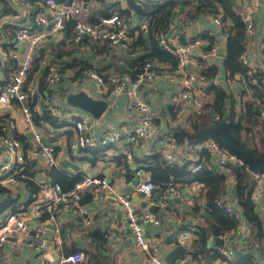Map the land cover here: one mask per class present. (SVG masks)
I'll return each mask as SVG.
<instances>
[{"label": "crops", "instance_id": "1", "mask_svg": "<svg viewBox=\"0 0 264 264\" xmlns=\"http://www.w3.org/2000/svg\"><path fill=\"white\" fill-rule=\"evenodd\" d=\"M58 1L66 4L71 2V0ZM76 1L79 11L72 18L74 22L79 20L89 23V20L100 19L119 10L125 12L129 9L128 0ZM138 2L139 4L142 3ZM232 4L240 12H243L242 9L245 7H248V9L252 7L253 9V33L251 35L244 33L242 37H245L241 43L244 45L243 54L247 56L249 65L254 72L262 71L263 77L261 78L264 82V0H258L255 4H252L251 0H234ZM201 5V3H196L195 7ZM40 15L46 17L48 24H37ZM215 15V17L221 18L222 24L215 23L213 21L214 14L206 9L197 12L190 6H180L174 10L166 34L169 40L175 43L190 42L200 37L203 40L202 44L193 47L185 72L197 74L199 54L208 52L212 46H215L216 51L211 56L209 66L216 67V82L213 88H210L207 92L205 90L198 96V82L193 83L190 89L183 87V74L176 72L170 64L160 63L157 59H153V69L156 70L157 77L151 84H142L139 93L150 106L155 132L152 137L140 139L136 143L127 146L132 155L129 163L125 160L124 152L126 148L119 143L106 148L82 150L89 163L88 166L82 169L76 158L70 154V144L75 136L70 119L60 123L54 118L57 121L56 125L46 122L40 125L34 123L33 129L42 133L44 141L54 146L58 167L65 176L74 177L82 170L96 175H107L117 190L127 192L132 189L136 181V171L138 169L148 171V167L154 161L157 159L163 161L161 152L166 149V145L162 142V139L165 137L175 143L173 148L175 163L172 165L173 167L185 166L188 168L191 163L201 162L203 166L207 165L209 168L218 169L226 176L224 188L219 192L221 193L219 199L228 200L234 204L239 214L244 218L237 202L236 179L232 170L219 168L214 159L206 152L193 151L188 140L180 142L174 138L175 129L190 128V120L195 108L194 97H200L203 105L214 107L217 111L221 109V113L218 112L222 116L220 117L221 120H229L231 124L232 120L239 121L242 111L246 110V103L252 101L249 95L241 94V89H245L244 77L236 74L233 78H230L224 67L229 38L228 29L233 24L231 21L224 19L220 11ZM123 17L125 19L123 27L126 29L130 42L134 43L132 48V50H135L134 53H130V51L124 50L120 46L110 45L109 42L102 46L99 40L90 37H84L82 41L76 42L74 40V29L71 30L70 37L66 32L64 34L50 32V11L45 0H0V86L11 81L13 73L21 62L20 59L27 54L28 44L19 41L16 33L20 28L29 26L46 34L44 39L36 44L33 60L42 53L43 55H49L57 63H59L58 61H60V64L65 62L67 67L60 69L59 65L62 76L61 80L55 85H48L45 77L40 76L39 70L37 74L35 72L28 83V87L31 88L33 83L39 85L42 82L44 93L39 92L38 89L33 94L28 93L25 104H28L29 99H31L34 106L43 103V101H48L51 107L58 106L75 115L84 110L70 105L66 97L69 93L83 90L92 98L104 99L107 103L106 109L98 117L99 123L90 125V134L99 137L108 130L123 132L124 128H130L137 119V111L133 100L125 93L115 98L111 97L106 90L98 88L89 78L91 71L106 74L120 73L128 68L130 61L135 58L134 56L137 57L144 52L149 53L151 51L153 40L150 38L146 27L147 19L140 17L133 9L129 10V13L125 12ZM138 39L140 43L136 44ZM14 52L18 53L19 58L11 56ZM158 63L162 66L155 65ZM25 84L26 80L23 86ZM180 89L187 91V97H181L182 90ZM221 92L225 93L226 96L224 99H217ZM252 96L254 95L252 94ZM253 109L255 112L253 132L244 133L243 137L247 139V144L251 149L261 151L259 146L264 122L259 118V106L254 103ZM10 121L16 123V134L25 136L27 147H31L32 137L30 139L29 134L32 135V129L26 124L21 103L16 99H11L6 104H0V132L8 130ZM1 159L0 152V161ZM69 161L74 164L69 165ZM30 163L31 166L28 172L38 189L32 190L23 179H18L15 184L2 185L6 187L8 192H0V219L10 211L17 212L49 200V191L39 187L38 183L43 184L55 180L48 173L51 167L47 165L41 156L32 158ZM75 165H78L79 168L75 169ZM128 172L131 173V177L127 180L128 177L125 174ZM61 180H63L62 176ZM172 181L175 182L173 186L176 187L177 192L170 198L169 202L165 203L164 191L158 185H155V187L159 188L163 197L161 199L155 196L147 198L149 204L159 206L154 214L162 217V222L160 225L148 224L146 226V236L151 241L159 242L160 254L164 260L166 255L173 251L177 245H181L178 241L179 231L189 226H193L198 231L200 227L205 225L203 215L206 213V200L203 184L191 181L182 185L178 179ZM260 185L263 187L264 195V172L261 173ZM253 187L254 183L252 182L251 199ZM87 194L90 193H86L84 196ZM142 199L145 198L139 194H133V201L138 208H143ZM80 205L92 216V224L86 232L81 231L76 207L69 205L60 213H57L54 218H45L48 221L45 236L51 240L47 259L37 257L35 250L26 242L20 243L16 250H12L9 243H7L0 250V264H60L59 261L62 256L78 250H82L86 255L85 261L81 264H88L93 255H96L101 264H137L144 259V252L134 244L132 230L124 221L123 212L114 199L109 198L105 202H97L91 196L90 200H86ZM254 205L259 214V207H263V199L259 200L258 205L256 203ZM145 207L148 206L145 205ZM199 209H203V213H199ZM261 219L264 221V218L261 217ZM246 222L249 223L247 220ZM196 231L193 233L188 245H181L184 249V259L175 260L173 263L187 261L191 264H243V261L247 258L254 264L249 258V251L243 247V236L237 234L231 235L228 239H223L222 235L217 236L223 239V246L235 248L234 257L229 262L222 261L224 260L222 256L214 257L215 251L220 249L215 244V239L211 240L212 244L209 242L210 239H207V245L210 247L208 256L200 257L198 255V258L194 259L193 243L198 238ZM257 241L256 250L260 255H264V226L263 238ZM210 252H213V254L210 255ZM238 253H241L243 257H240L241 255H238Z\"/></svg>", "mask_w": 264, "mask_h": 264}, {"label": "built area", "instance_id": "2", "mask_svg": "<svg viewBox=\"0 0 264 264\" xmlns=\"http://www.w3.org/2000/svg\"><path fill=\"white\" fill-rule=\"evenodd\" d=\"M49 11L50 32L65 33V23L74 18L79 11L76 0H71L70 3H63L58 0H45ZM252 4L258 0H251ZM242 21L245 26L246 35H251L254 30V21L252 18V7L242 9ZM213 21L217 24H222L220 17H215ZM125 19L118 13H111L100 18L98 25H91L86 22L76 21L74 24V40L76 42L82 41L84 37H90L94 40L108 41L110 45L120 46L124 50L130 51V39L127 37L124 26ZM37 24H48V20L44 15L38 17ZM44 32L36 31L29 26L20 28L16 37L19 41L28 44V51L20 60V64L12 75L11 81L3 86H0V104L9 103L11 99H16L21 103L22 112L26 124L32 129V146L26 147L24 142L16 134V123L9 122L8 130L0 132V185L15 184L18 179H24L27 176L30 160L36 156H41L50 167H58V161L54 154V146L50 143H44L43 134L34 130V122L31 118V112L25 104L27 94H33L38 89V84L33 83L31 88L23 90V84L26 80L28 71L32 66L33 54L35 53L36 44L42 41L45 37ZM159 45L169 53L177 57L176 72L184 75L182 79V86L190 89L193 83H199L198 96L206 90V80L201 76L203 69L209 66L211 56L215 53L216 47L212 46L208 52L200 53L197 74H188L185 72L190 54L193 47L203 43L202 38H195L185 44L175 43L165 34H160L157 37ZM12 57H18V53L11 54ZM19 58V57H18ZM241 63L248 69L247 73L252 74L253 69L249 65V60L245 54L241 55ZM162 66V64H155ZM154 65L147 63L143 72L135 79H132L128 74L120 75L118 73L110 74L107 81L96 71L89 73V78L95 85L106 90L109 96L117 97L123 93L127 94L133 100V104L137 111V119L130 128H124L123 132L117 130H108L103 132L99 137H94L89 132L91 124H98L99 119L94 117L91 113L82 111L72 115V112L61 107H51L48 101L36 104L34 110L41 112L43 107L49 110L50 115L58 122L63 123L70 119L72 129L75 131L74 140L70 144V154L79 162V166L85 168L89 165L85 154L82 150H95L99 148H106L119 143L125 146V160L130 162L132 155L127 146L136 143L140 139H147L154 135L155 127L152 122V115L150 106L146 99H144L138 89L141 84H151L156 79V70ZM40 76L45 74V80L48 85H55L61 80V73L59 72V65L52 60L49 55L44 54L38 61V69ZM213 83L216 82L214 78ZM251 82L257 84L255 79ZM248 84V83H247ZM247 87L246 83L245 86ZM257 87L259 85L257 84ZM182 90V89H180ZM248 91V89H247ZM188 93L182 90L181 97H187ZM251 100L259 106V118L264 122V96H252ZM194 110L192 114H202L203 103L200 97H194ZM72 115V116H71ZM71 116V117H69ZM214 120H219L218 114H214ZM73 117V118H72ZM169 140V141H167ZM166 145V149L161 152V158L167 166H172L175 163V154L173 148L175 143L171 139H162ZM190 147L193 151L206 152L214 159L216 165L221 169H229L230 167H246L245 161L235 152L226 147L221 146L214 140H205L202 142H191ZM201 162L191 163L188 170L196 172L202 168ZM80 180L77 181L69 190H63L60 184L56 182L38 183L39 187L47 189L50 193V198L40 205L27 208L20 211H10L3 218L0 219V250L9 243L12 250H16L20 243H28L35 252L37 257L41 259L48 258V249L51 245V240L45 236L47 229V220H42L40 217L44 212H49V218H54L57 213H60L65 207L74 205L78 212L81 231L86 232L88 227L92 224V216L80 205V200L86 193H90L93 200L97 202H105L109 198L120 206L123 212L124 221L130 226L132 230L134 244L142 252H144V259L137 264H171L164 260L160 254L159 242L151 241L146 236V226L148 224L160 225L162 217L151 213L147 208H138L133 201V194H139L143 198L151 196V191L155 187L152 181L150 172L138 169L136 171V183H134L131 190L121 192L117 190L107 175H96L82 170L78 173ZM252 182L254 183L252 199L254 203L259 204V200L263 199V207H259V215L264 218V195L261 183V173H252ZM177 192L176 187L170 186L164 191V201L169 202ZM216 205L222 208L235 221V227L222 235L223 239H228L231 235L243 236V247L249 251V258L254 264H264V255H260L257 250V240L254 236L252 225L239 214L235 205L228 200L217 199ZM203 209H199V213H203ZM196 229L189 226L179 231L178 241L181 245H188L191 241L193 233ZM209 242L212 244L213 236H209ZM222 261L229 262L234 257L235 248L225 247L218 249ZM213 252H210L212 255ZM85 261V253L82 250L69 253L60 258V264H81ZM172 264H191L187 261H180Z\"/></svg>", "mask_w": 264, "mask_h": 264}, {"label": "trees", "instance_id": "3", "mask_svg": "<svg viewBox=\"0 0 264 264\" xmlns=\"http://www.w3.org/2000/svg\"><path fill=\"white\" fill-rule=\"evenodd\" d=\"M138 1L142 3L139 4ZM196 3H201L202 5L200 7H195ZM128 4L129 9L125 11L126 13H129V10L133 9L138 13L140 17L147 19L146 27L149 36L153 41L151 44V51L149 53L144 52L140 56H134L135 58L130 61L128 68L120 73L118 72V74H128L132 79H135L139 74L143 72V68L147 63L152 64L153 59H157L160 63H168L172 68L176 69L177 57L164 50L159 45L157 37L160 34H167L173 12L176 8L180 6H190L197 12L206 9L209 12H212L214 16H216L215 14L219 13L220 11L224 19L232 22V27L228 29L229 38L227 43V54L224 59V67L228 71L230 78H233L236 74H240L242 77H244V81L247 87H245V89H241L242 95H249L250 98L252 94L255 96L264 95V82L261 78L263 77L262 71H253L252 74H248V69L241 63L240 58L244 53V45L241 43V37L245 33V26L244 22L242 21V15L239 9H237V7L231 3V0H128ZM117 12L121 16L125 14V12L120 10ZM88 22L91 25H98L100 19L96 18L95 20H89ZM74 24L75 22L72 19L65 23V32L68 37H70L71 35L70 33L74 28ZM107 42L108 41H105V39L99 41L102 46H105ZM139 43L140 40L138 39L136 44ZM133 46L134 43L131 41L130 53H134L135 51L132 50ZM41 56H43L42 53L38 58H35L33 60L31 69L28 72L29 74H27L28 77L26 79V84L23 86V90H27V88H29L28 83L38 69V61ZM58 62V65H60V69L67 67V64L65 62H61V64L60 61ZM98 73L104 78L105 81H107L108 77L110 76V74L100 72ZM42 76L45 77V74L43 73ZM201 76L206 80V83L208 84L205 91L207 92V90L213 88L214 86L212 80L216 77V67L213 65L206 67L202 70ZM251 79H255L259 87H257V84L252 83ZM247 89L249 91H247ZM38 91L44 93V84L42 82L38 85ZM225 96V93L221 92L219 93L217 99H224ZM26 105L31 112V118L35 125H40L43 122L56 125L57 121L50 115L49 110H47L46 107H43L41 112H36L34 110L35 106L33 105L31 99H29L28 104ZM253 107L254 103L252 101H248L246 103V110L242 111L239 121L235 122L232 120V124L230 127L232 134L246 143L248 142L247 139L243 137V134L253 132L252 127H254L253 119L255 118V112ZM202 111V114H192L189 129H175L174 138L176 139V141L181 142L184 140H188L190 143L202 142L210 139L218 142L221 146L225 147L222 142L221 136L218 133L208 129V126L210 124L221 121V118L219 120L213 119L214 114H218L219 117H222L219 114L221 113V109H218L217 111L214 107L203 105ZM261 132L262 134L260 143H263L264 145V128L261 130ZM17 135L27 147L26 137L19 134ZM252 150L257 156L264 155V148L261 151H257L254 148H252ZM30 166L31 163H29L28 169L25 174L27 177L23 180L26 182V185L28 187H31V189L35 191L38 189V187L32 181V176L28 172ZM229 169L232 170L236 179L235 187L238 205L243 213L244 218L252 225L255 238L261 240L263 238L264 221L257 213L255 205L251 199L253 174L246 167H230ZM148 171H150L153 183L155 185H158L163 191L167 190L170 186H173L175 182H173L172 180L176 179L180 180L182 185L188 184L191 181H197L203 184L204 197L206 200V213L203 215L205 225L200 227L199 230L196 231L198 238L194 240L193 243V258H198V255L200 257L208 256L210 247H208L207 245V239L209 238V236L217 237L223 235L224 233L233 229L236 224L235 219L215 203L217 200V194L224 188L226 176L222 174V172H220L218 169H214L211 167L209 168L207 165L202 166V168L196 172H191L185 166L179 168L166 166L162 160L159 161L158 159L148 167ZM61 172V169L56 167H51L50 171H48V173L55 179L51 182L60 184L63 190H69L81 178L79 174L75 175L74 177H68L65 176L63 172ZM61 176L63 180H61ZM0 192H8V190L6 189V187L0 185ZM49 215V212H44L40 218L44 220L45 218H48ZM238 255H241L240 257H243L241 253H238ZM216 256H221L218 250H216L214 253V257ZM88 264H101V262L96 257V255H93ZM243 264L252 263L249 259L246 258L243 261Z\"/></svg>", "mask_w": 264, "mask_h": 264}, {"label": "water", "instance_id": "4", "mask_svg": "<svg viewBox=\"0 0 264 264\" xmlns=\"http://www.w3.org/2000/svg\"><path fill=\"white\" fill-rule=\"evenodd\" d=\"M232 3H234V0H231ZM52 23V21H51ZM243 36L241 38V41L244 40ZM180 44H185L184 42H179ZM142 85V84H141ZM141 85L138 86V91L141 89ZM144 95V94H143ZM67 102L75 107H79L82 110L91 113L94 117L98 118L101 113L106 109L107 103L104 99H94L92 98L86 91H79L76 93H69L66 97ZM231 121L223 119L220 122L212 123L208 126V129L211 131H214L218 133L221 136L222 142L226 148L229 150L235 152L238 154L246 163L248 170L251 173L257 174V173H263L264 172V155L263 156H257L253 150L248 146V144L244 141H242L240 138L232 134L231 130ZM32 135L29 134V138L31 139ZM45 144H48L49 142L44 141ZM74 163L69 161V165H72ZM78 165H75V169H78ZM127 176V180L130 179L131 173L128 172L125 174ZM136 183V181H135ZM224 193V192H223ZM151 196H155L158 199H161L163 195L160 193L158 187H154L151 191ZM91 194L85 195L79 203H83L86 200H90ZM221 198V193L217 194V199ZM178 199V198H177ZM143 204L142 207L146 208L151 213H156V211L159 209L158 205L155 204H149V200L147 198L142 199ZM223 239L220 237L215 238V244L217 247L222 248L223 247ZM182 260L184 259V249L181 245H177L173 251L168 253L165 257V261L168 263H173L175 260ZM179 261H176L178 263Z\"/></svg>", "mask_w": 264, "mask_h": 264}, {"label": "rangeland", "instance_id": "5", "mask_svg": "<svg viewBox=\"0 0 264 264\" xmlns=\"http://www.w3.org/2000/svg\"><path fill=\"white\" fill-rule=\"evenodd\" d=\"M240 11V10H239ZM242 14V11L240 12ZM203 103V102H202ZM260 150H262L264 148V145L263 143H260V146H259Z\"/></svg>", "mask_w": 264, "mask_h": 264}, {"label": "bare ground", "instance_id": "6", "mask_svg": "<svg viewBox=\"0 0 264 264\" xmlns=\"http://www.w3.org/2000/svg\"><path fill=\"white\" fill-rule=\"evenodd\" d=\"M49 28V27H48Z\"/></svg>", "mask_w": 264, "mask_h": 264}]
</instances>
